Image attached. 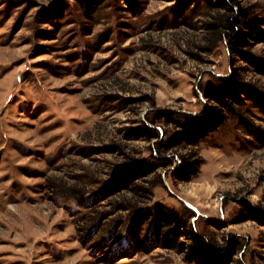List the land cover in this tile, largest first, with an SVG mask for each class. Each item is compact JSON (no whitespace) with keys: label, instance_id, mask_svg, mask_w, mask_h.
<instances>
[{"label":"rangeland","instance_id":"1","mask_svg":"<svg viewBox=\"0 0 264 264\" xmlns=\"http://www.w3.org/2000/svg\"><path fill=\"white\" fill-rule=\"evenodd\" d=\"M90 2L0 0V264H193L169 244L188 229L234 248L231 264H264V107L210 94L235 74L264 100V0H238L263 71L226 30L211 45L227 12L206 0ZM211 108L223 123L181 141L179 115ZM142 125L152 138H133Z\"/></svg>","mask_w":264,"mask_h":264},{"label":"trees","instance_id":"2","mask_svg":"<svg viewBox=\"0 0 264 264\" xmlns=\"http://www.w3.org/2000/svg\"><path fill=\"white\" fill-rule=\"evenodd\" d=\"M79 1H81V4L85 7L90 6L91 8H95L97 6L96 3H91L90 0ZM206 1L210 7L220 8L227 12L224 14L226 17L222 25L217 24L216 22L215 24L212 23L208 25V28H210L209 31L213 33V37L208 39L211 45L215 41L222 39V30H226L228 33L225 37L228 38L229 49L241 54L245 61L248 63L251 62L257 69L263 71L261 69L262 65L257 63L258 61L255 58L252 59L250 55L248 56V54L241 49L248 44L247 33L242 30L241 25L245 28L252 29L255 24H259L260 22L257 19L247 21V19H249L248 12L240 6V2H238V0H216L214 3L210 0ZM125 2L131 5V7L135 5L134 0H125ZM234 6L237 7V10L234 9ZM223 83L224 85L220 86L214 94L212 92L210 93L211 97L218 100L223 108L226 107L229 111H233L234 102L239 104L243 102L239 98L240 93L254 97L258 104L264 107L263 98H261L260 95L257 94L250 86L241 82L235 74L227 79H224ZM220 111L221 108H211L210 112L201 115V117H196L190 114H180L179 116L182 118L181 124L184 133L181 141H185L187 137L190 138L189 143L191 145H195L197 139H201L211 131L216 130L218 126L223 123L225 118ZM151 132L152 128L147 125H142L140 126V134L137 135L135 131L132 136L134 139L139 136L152 138L153 135ZM171 141H174V139ZM175 146H177L176 143L170 144V147ZM181 158L182 164L180 166L181 168L177 171V177L186 180V178L195 173V169H192V167L190 168L189 164L186 162L188 160L187 157L185 158V156L182 155ZM151 168L152 167H150L149 163H146L141 167H131L128 170H123L119 179L124 180L127 184L135 183L139 178L152 173L155 167L153 166L152 170ZM246 210L249 215L247 219H259L261 216V214H259L260 212L255 208L248 206ZM187 234L189 242L186 244L184 242L177 241L178 234H176V236L174 235L175 238L172 243H169L171 240L168 241V243L170 244V247L174 246L180 252L185 253L188 262H192L193 264H231L232 256L234 255V248H231L229 245H225L224 250L221 252L218 247L209 243L201 235L194 233L191 229H188ZM181 236L182 234H179V237ZM163 238L165 241V239L168 240L170 237L165 233Z\"/></svg>","mask_w":264,"mask_h":264}]
</instances>
